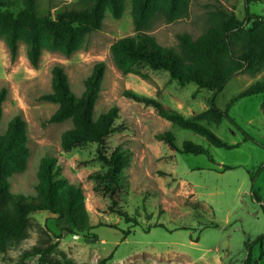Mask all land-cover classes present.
I'll list each match as a JSON object with an SVG mask.
<instances>
[{
    "label": "rangeland",
    "instance_id": "374dc122",
    "mask_svg": "<svg viewBox=\"0 0 264 264\" xmlns=\"http://www.w3.org/2000/svg\"><path fill=\"white\" fill-rule=\"evenodd\" d=\"M74 0H42L51 13ZM235 11L243 20L245 0H191L186 17L168 23L158 17L148 33L168 47L178 49V35L201 36L210 24V13L218 9ZM250 13L264 17V0L249 6ZM135 34L132 0H127L119 19L108 14L103 28L87 37L71 56L45 49L38 67L27 57V45L19 44L13 60L6 41L0 38V91L7 89L3 104L2 133L10 121L21 115L27 122L30 157L27 168L11 178L13 193L36 195L38 170L43 157L55 156L60 176L79 186L91 222L90 233L70 234L67 224L50 212L31 216L27 237L0 255V264H39L40 255L24 257L34 247L50 248V264H264V95L245 97L234 103L229 118L219 125L201 122L232 149L218 148L195 132L180 128L162 118L157 111L127 99L132 90L153 97L192 117L206 110L214 93H199L194 83L185 86L170 80L166 71L138 68L140 74H123L115 65L111 46ZM105 63L106 75L95 117L117 106L116 126L103 146L85 144L70 151L62 149V136L73 127L71 121L49 123L57 110L42 99L52 91V69L62 65L72 91L80 97L84 80L96 64ZM264 78V67L255 75L233 76L216 97L225 110L241 92ZM172 132L177 145L185 141L205 147L209 154H182L158 140L157 135ZM124 149L130 164L122 174L124 186L119 209L135 219L126 222L110 206L107 194L95 190L91 175L106 170L98 151L111 153ZM109 226H116L111 228ZM127 232H130L127 234ZM93 234V235H92Z\"/></svg>",
    "mask_w": 264,
    "mask_h": 264
},
{
    "label": "trees",
    "instance_id": "16d2710c",
    "mask_svg": "<svg viewBox=\"0 0 264 264\" xmlns=\"http://www.w3.org/2000/svg\"><path fill=\"white\" fill-rule=\"evenodd\" d=\"M258 1L245 0L246 16L243 20L235 11L220 8L211 12L206 31L197 39L189 33L178 35L176 49L161 45L148 33V29L158 17L168 23L186 17L191 0H132L135 34L123 37L111 46L117 68L125 75L141 76L144 75L139 73L140 67L166 71L171 81L181 86L194 83L196 92L208 90L214 96L208 100L206 110L192 117H186L156 98L132 90L125 91L124 96L154 108L162 118L206 138L213 146L226 149L236 147L227 144L201 122L219 125L224 119H230L229 111L234 103L245 97L264 95L263 78L237 95L225 110L216 105L217 95L233 76L240 73L255 75L264 67V17L251 14L249 9L252 3ZM126 2L74 0L53 15L51 6L43 9L42 0H0V38L6 41L13 60L18 57L20 42L25 43L30 63L38 67L45 49L71 56L82 47L88 36L103 28L108 14L121 18ZM105 75V63L96 64L84 80L85 90L78 97L72 91L65 68L62 65L53 67L52 91L44 94L42 99L58 106L49 123L71 121L73 124L62 136L64 151L85 144L103 146L111 135L119 131L116 122L120 110L117 106L95 117ZM7 94L5 88L0 91V125ZM262 109L264 111V101ZM157 138L182 154H209L205 147L190 141H185L180 148L172 132L160 133ZM28 142L27 122L21 115L10 121L5 133L0 128V255L6 253L12 244L27 237L31 216L39 212H50L64 221L70 234L90 233L96 228L86 209L83 190L60 176L55 156L47 155L40 162L36 195L12 192L11 178L24 172L28 165ZM98 153V160L107 168L91 175L90 178L96 181L95 190L108 195L112 201V212L128 223L135 221L118 208L119 194L124 186L122 174L130 164L128 153L121 147L109 154L101 149ZM258 241L263 243L264 235ZM51 249L34 247L24 257L40 255L39 264H50L47 257ZM261 256L264 257V250ZM112 257L110 255L99 264H107ZM246 264H250V257Z\"/></svg>",
    "mask_w": 264,
    "mask_h": 264
}]
</instances>
